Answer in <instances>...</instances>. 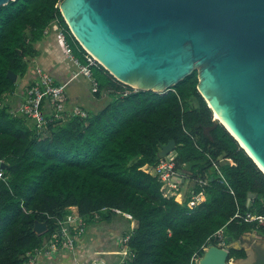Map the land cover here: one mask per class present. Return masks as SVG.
<instances>
[{
  "label": "trees",
  "instance_id": "16d2710c",
  "mask_svg": "<svg viewBox=\"0 0 264 264\" xmlns=\"http://www.w3.org/2000/svg\"><path fill=\"white\" fill-rule=\"evenodd\" d=\"M60 0H11L0 6V264H23L26 251L50 235L56 217L76 205L87 220L128 212L136 225L128 239L133 251L127 264H191V256L223 225L226 243L247 231L264 234V222L245 218L264 214V173L228 130L214 124L212 110L197 89V69L189 79L163 91L133 89L100 63L92 65L97 96L112 94L106 104L85 117L70 115L38 131L23 114L3 103L35 43L57 19L81 60L85 49L70 32ZM175 140V164L192 180L206 177L205 198L189 204L164 196L159 178L144 171L155 163L161 144ZM209 155L223 156L222 170L233 192L221 183ZM195 189H200L194 184ZM116 209H119L118 212ZM36 220L46 221L42 232ZM246 256L245 247H229L230 258ZM194 263V262H193ZM192 263V264H193Z\"/></svg>",
  "mask_w": 264,
  "mask_h": 264
},
{
  "label": "water",
  "instance_id": "95a60500",
  "mask_svg": "<svg viewBox=\"0 0 264 264\" xmlns=\"http://www.w3.org/2000/svg\"><path fill=\"white\" fill-rule=\"evenodd\" d=\"M59 8L83 48L133 89L173 88L200 66L197 89L227 125L213 117L206 132L221 123L264 173L255 161L264 168V0H60ZM8 76L17 79L12 70ZM174 148L171 138L157 155ZM33 228L42 232L47 223ZM251 233L249 258L228 263L229 247L243 245L227 236L224 246L209 242L193 264H264V234Z\"/></svg>",
  "mask_w": 264,
  "mask_h": 264
},
{
  "label": "built area",
  "instance_id": "2783aa9c",
  "mask_svg": "<svg viewBox=\"0 0 264 264\" xmlns=\"http://www.w3.org/2000/svg\"><path fill=\"white\" fill-rule=\"evenodd\" d=\"M44 31H47V28H45ZM59 36L62 40L67 57L76 65L77 70H75L69 79L57 82L48 69L42 65H36V78L33 83L27 86L24 98L20 102L18 108L16 110H12L14 114H23L27 118H32L35 128L38 131L44 130L48 123L58 119H63L70 115L82 117L88 115V110L82 104L74 103L71 106H67L68 94L66 87L70 79L82 74L92 82V91H96L98 88L97 80L92 73V65L99 63L97 59H95V57L84 48L85 51L83 55L85 60H81V58L73 51L71 42L67 38L66 31L63 27L59 28ZM209 158L211 161V167L215 170L218 180L225 184L230 191L233 192V189L221 167V163L225 161V158L221 155L216 158L209 155ZM175 162V152L172 150L168 154L159 157L155 163L151 164L145 162L140 166V168L146 172L156 175L159 178L162 183L161 190L164 196H172L178 202H182L184 198L188 196L189 204L191 205L203 200L205 198L203 185L206 183V177H195L193 183L198 184L200 189H195V186L192 185L190 187L189 194L184 195L181 191V177L179 174H176L184 171L177 170ZM3 163L4 159L0 157V178L6 179L4 166L2 165ZM186 177L185 173V178ZM106 209L107 206H103L98 211H95V217L97 218L99 213ZM116 210L120 212L119 209ZM122 213H124L128 218L133 219V216L128 212ZM245 218L256 219L260 223L264 222V214L251 211L247 212ZM55 220L56 223L50 235L46 237L42 243L26 251L27 259L23 264H27L32 261L36 254H51L53 251L61 248L69 250L73 249L76 238L84 232L88 224L85 217L78 213L76 205H69V211L62 216H57ZM135 225L136 224L133 219L130 221L129 230L120 236V248L118 253H121L122 257L118 261L115 263H109L104 258H96L90 262L81 264H127L128 259L133 255V251L128 247V239ZM212 236L217 239L218 245H226L223 225L216 229L212 233ZM209 242L208 238L201 245V248L204 250ZM199 256L200 253L195 251L191 256V264L195 262Z\"/></svg>",
  "mask_w": 264,
  "mask_h": 264
},
{
  "label": "crops",
  "instance_id": "0c3cea01",
  "mask_svg": "<svg viewBox=\"0 0 264 264\" xmlns=\"http://www.w3.org/2000/svg\"><path fill=\"white\" fill-rule=\"evenodd\" d=\"M60 27L57 19L50 22L47 31H43V37L35 43L37 50L34 55L28 58L25 73L22 76L17 75L13 90L4 94L3 103L11 110L18 108L24 98L27 86L33 83L36 78V65H42L48 69L57 82L69 79L77 70L76 65L65 53L59 36ZM78 77L79 75L70 79L67 86L74 85L73 81ZM84 78L86 79L85 76ZM67 94V106L78 103L77 100L81 96L78 89L73 88L72 92H67ZM115 215L107 220L97 218L89 220L84 232L76 238L73 249L61 248L51 254H36L27 264H81L96 258H104L109 263H115L122 257V254L118 253L120 236L129 227L130 221L134 219V217L133 219L128 217L120 219ZM134 221L136 224L135 219Z\"/></svg>",
  "mask_w": 264,
  "mask_h": 264
},
{
  "label": "rangeland",
  "instance_id": "374dc122",
  "mask_svg": "<svg viewBox=\"0 0 264 264\" xmlns=\"http://www.w3.org/2000/svg\"><path fill=\"white\" fill-rule=\"evenodd\" d=\"M197 69H200V66ZM73 83L75 84L68 85L66 87V91L72 92L73 88L78 89V91L81 94L79 100H77L78 104H83L90 112H95L96 110L101 108L104 104H106L110 99H112V94H109V93L104 94L103 96L102 95L97 96L95 93H93L91 89L92 82L87 78L85 79L84 75L82 74H80L77 80H74ZM212 117L214 116L212 115ZM27 122L28 124L32 125L33 124L32 118H28ZM192 185H194V183H193L192 178L189 177V175L183 181H181V191L183 192L184 195L189 194V190ZM115 217L120 218V219H126L125 217L127 216L124 213H117ZM85 219L87 220V218ZM128 230H129V227H127L126 231ZM251 232L253 231L244 232L240 238L241 244L246 248V256L248 255V258H249V254H248L247 245H246L244 236L249 235V234L254 235ZM232 243L236 244L235 242H232ZM234 260L236 259L230 258L228 263Z\"/></svg>",
  "mask_w": 264,
  "mask_h": 264
},
{
  "label": "bare ground",
  "instance_id": "6f19581e",
  "mask_svg": "<svg viewBox=\"0 0 264 264\" xmlns=\"http://www.w3.org/2000/svg\"><path fill=\"white\" fill-rule=\"evenodd\" d=\"M84 45V44H83ZM85 46V45H84ZM86 47V46H85ZM87 48V47H86ZM88 50V48H87ZM89 51V50H88ZM90 52V51H89ZM91 53V52H90ZM92 54V53H91ZM93 55V54H92ZM94 56V55H93ZM96 59V58H95ZM201 88V86H200ZM202 90V89H201ZM203 91V90H202ZM205 97L207 98V101L209 102V104L211 105L212 109H213V116L214 117H218L220 120L221 118L217 115V112H216V109H215V106H214V103L211 101V99L206 95V93L203 91ZM222 121V120H221ZM223 122V121H222ZM224 123V122H223ZM225 124V123H224ZM226 125V124H225ZM227 126V125H226ZM230 130V129H229ZM231 131V130H230ZM232 132V131H231ZM233 133V132H232ZM236 137V136H235ZM238 139V138H237ZM239 140V139H238ZM240 142V140H239ZM241 143V142H240ZM241 145H243L241 143ZM244 146V145H243ZM245 147V146H244ZM246 148V147H245ZM248 151V150H247ZM249 152V151H248ZM250 153V152H249ZM250 155L253 157V155L250 153ZM254 158V157H253ZM255 159V158H254ZM255 161L258 163V165L264 170V168L259 164V162L255 159Z\"/></svg>",
  "mask_w": 264,
  "mask_h": 264
}]
</instances>
